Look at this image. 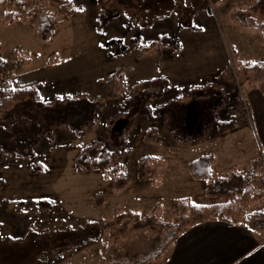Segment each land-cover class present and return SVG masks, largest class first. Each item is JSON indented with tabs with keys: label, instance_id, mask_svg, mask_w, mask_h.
<instances>
[{
	"label": "rangeland",
	"instance_id": "374dc122",
	"mask_svg": "<svg viewBox=\"0 0 264 264\" xmlns=\"http://www.w3.org/2000/svg\"><path fill=\"white\" fill-rule=\"evenodd\" d=\"M17 1L30 3L0 0V59L16 48L27 53L15 85H35L43 102L55 99L61 110L22 148L0 138V263L113 264L110 254L147 251L178 222L179 199L224 201L208 200L206 181L187 170L190 160L213 153L218 178L233 166L245 171L263 153L256 88L239 87L235 69L264 61V0H69L72 12L47 38L24 15L6 21ZM157 77L167 83L161 93L131 94ZM7 126L0 122L4 137ZM151 127L159 144L144 138ZM95 141L122 154L130 182L117 193L100 172L75 170L81 145ZM144 156L165 158L158 181L138 176ZM263 208L264 197L250 211ZM134 213L151 221L136 228ZM88 224L99 235L70 243L69 230Z\"/></svg>",
	"mask_w": 264,
	"mask_h": 264
},
{
	"label": "trees",
	"instance_id": "16d2710c",
	"mask_svg": "<svg viewBox=\"0 0 264 264\" xmlns=\"http://www.w3.org/2000/svg\"><path fill=\"white\" fill-rule=\"evenodd\" d=\"M102 1V0H99ZM16 2V11L5 15L9 22L21 19L23 15L32 25L39 37L47 38L54 23L67 17L72 9L69 0H29ZM27 53L13 49L5 59H0V122L8 124V134L2 141L18 148L24 147L28 139L32 141L39 135L38 131H45L53 118L54 112L61 109L55 105V99L42 101L39 90L35 85H15L14 71L27 65ZM117 73V72H116ZM235 79L239 87L244 85L254 86L264 99V61H247L235 69ZM167 87L165 78L157 77L136 83L131 94L156 95ZM84 95V94H83ZM76 95L73 97H83ZM88 104L85 102L84 105ZM71 110L66 104L63 110ZM62 110V111H63ZM68 111V112H69ZM92 112L94 108L92 106ZM74 110H72V113ZM32 134L35 138H29ZM144 138L153 144H159L156 129L151 127L146 130ZM9 139V140H7ZM262 153L252 159L245 171L234 166L228 170L224 177H213V153H203L187 163V170L194 179L206 181L204 194L208 198L223 199L224 201L211 205L195 204L187 197L179 199L176 204L178 222L170 224L169 234L163 242L161 237L153 238L148 250L142 253L110 254L113 264H147L159 261L165 250L173 245L177 237L185 229L207 221H218L232 226L244 225L252 232L264 231V208L260 211H250L254 202L264 197V161ZM264 158V157H263ZM122 154L120 151H110L100 141L81 145L74 158V167L80 173L100 172L110 182L113 192L117 193L129 185L130 178L122 172ZM164 157L144 156L137 162L138 176L144 180L158 181L159 170L164 168ZM104 194L97 193L93 202L97 206L104 203ZM119 215L115 211L113 218ZM149 218V217H148ZM135 227L147 224L151 219L141 218L134 213ZM145 222V223H142ZM88 226V227H87ZM91 228L92 233L88 232ZM99 228L88 224L81 229H71L67 234L70 243L78 240H87L99 235ZM45 258L38 259V264H44ZM2 264V263H0Z\"/></svg>",
	"mask_w": 264,
	"mask_h": 264
},
{
	"label": "crops",
	"instance_id": "0c3cea01",
	"mask_svg": "<svg viewBox=\"0 0 264 264\" xmlns=\"http://www.w3.org/2000/svg\"><path fill=\"white\" fill-rule=\"evenodd\" d=\"M253 97L259 111L254 114L256 133L264 153V99L257 90ZM152 264H264V231L256 233L244 225L207 221L185 229Z\"/></svg>",
	"mask_w": 264,
	"mask_h": 264
},
{
	"label": "snow or ice",
	"instance_id": "6c2138e0",
	"mask_svg": "<svg viewBox=\"0 0 264 264\" xmlns=\"http://www.w3.org/2000/svg\"><path fill=\"white\" fill-rule=\"evenodd\" d=\"M80 10H83V9H80Z\"/></svg>",
	"mask_w": 264,
	"mask_h": 264
}]
</instances>
